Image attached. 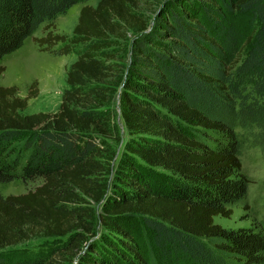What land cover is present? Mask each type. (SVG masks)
Wrapping results in <instances>:
<instances>
[{"label":"trees","instance_id":"obj_1","mask_svg":"<svg viewBox=\"0 0 264 264\" xmlns=\"http://www.w3.org/2000/svg\"><path fill=\"white\" fill-rule=\"evenodd\" d=\"M81 1L0 0V75L3 56L44 23L32 37L40 50L84 46L54 112L21 113L36 80L23 97L0 84V183L42 180L0 193V264H264V220L213 222L247 192L244 148L264 160V0H175L152 25L138 0H98L80 8L71 37L50 29ZM233 12L256 20L244 54ZM115 96L127 139L111 183L115 150L102 139H121ZM34 237L50 243L6 250Z\"/></svg>","mask_w":264,"mask_h":264},{"label":"rangeland","instance_id":"obj_2","mask_svg":"<svg viewBox=\"0 0 264 264\" xmlns=\"http://www.w3.org/2000/svg\"><path fill=\"white\" fill-rule=\"evenodd\" d=\"M97 2L98 0H85L73 4L63 14L53 20V26L50 29L55 33L71 37L80 8L83 5L95 6ZM174 2L175 0H138L134 11L142 15L152 25L161 17L165 10L167 11L169 5ZM226 18L243 35L242 44L244 48L242 53L244 54L248 47L246 39L256 27V20L253 19L251 14L240 12L227 14ZM44 26L45 23L41 25L33 36H28L20 48L6 54L1 59V64L5 67V70L0 75V84L3 86L16 85L19 89V96L23 97L30 83L33 80L37 81L38 95L28 100L26 108L21 110L23 114L38 111L54 112L58 109L62 93L68 87L66 72L70 64L84 50L82 43L74 45L68 54L59 55L50 51L40 50V47L33 41L32 37L43 36L46 33ZM127 32V36L130 39L132 32L131 30ZM127 42L120 41L119 47L113 49L115 54H117L116 58L118 59L115 60L118 63L125 64L128 59L129 52H126V49H128L126 46ZM61 46L62 43H58L53 48L58 49ZM120 48H124L125 50H120ZM108 106L115 112V121L121 136L118 144L112 138L102 139L111 149L115 150V156L111 160L110 172L108 173V180L112 183L113 171L116 167L117 159L122 152L127 135L125 134L119 113L118 96H115ZM241 170L250 179L247 192L241 200L230 205L232 214L229 217L214 216L213 222L215 224L226 228H238L250 226L260 220H264V160L259 148H244L241 154ZM162 173L164 172L157 170L153 174L158 180L163 179ZM41 182L40 178L34 180L17 178L9 182L0 183V193L3 195L25 193L28 190H33ZM131 227H134L136 233L142 236V230L136 225V222L132 223ZM49 243L50 240L48 238L34 237L28 241L8 247L6 250L15 252L20 249H45Z\"/></svg>","mask_w":264,"mask_h":264}]
</instances>
